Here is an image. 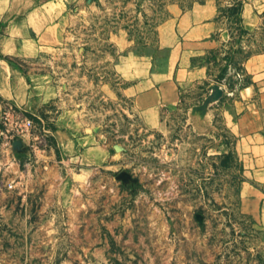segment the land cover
I'll list each match as a JSON object with an SVG mask.
<instances>
[{
    "label": "rangeland",
    "instance_id": "rangeland-1",
    "mask_svg": "<svg viewBox=\"0 0 264 264\" xmlns=\"http://www.w3.org/2000/svg\"><path fill=\"white\" fill-rule=\"evenodd\" d=\"M181 1L75 0L68 42L9 59L45 72L56 92L38 107L9 99L0 113V264H264V227L238 204L232 49L154 124L111 65L151 44L166 4ZM220 17L226 36L246 33L240 7ZM251 33L264 45V13Z\"/></svg>",
    "mask_w": 264,
    "mask_h": 264
},
{
    "label": "crops",
    "instance_id": "crops-1",
    "mask_svg": "<svg viewBox=\"0 0 264 264\" xmlns=\"http://www.w3.org/2000/svg\"><path fill=\"white\" fill-rule=\"evenodd\" d=\"M75 0H0V113L4 101L38 107L56 92L45 72L22 73L11 58H33L50 43L68 42L75 27ZM240 7L236 31L225 35L222 7ZM83 6V5H82ZM81 9H84L83 7ZM264 0L169 2L152 43L116 54L112 68L122 93L146 124L160 121L182 91L204 79L210 60L232 49L228 62V133L239 172L240 209L264 227V45L251 32L260 24ZM238 27V26H237ZM235 30V29H234ZM228 57V58H229ZM53 84V85H52ZM34 85L42 94H33ZM53 93V94H51ZM67 120L65 112L56 121Z\"/></svg>",
    "mask_w": 264,
    "mask_h": 264
},
{
    "label": "built area",
    "instance_id": "built-area-1",
    "mask_svg": "<svg viewBox=\"0 0 264 264\" xmlns=\"http://www.w3.org/2000/svg\"><path fill=\"white\" fill-rule=\"evenodd\" d=\"M33 121L29 118L26 119V122L24 123L25 126L31 125ZM18 130L24 131L25 128H23L21 125L19 126Z\"/></svg>",
    "mask_w": 264,
    "mask_h": 264
}]
</instances>
